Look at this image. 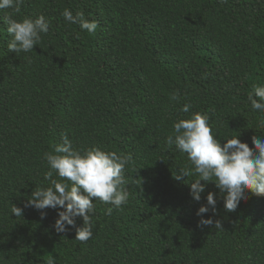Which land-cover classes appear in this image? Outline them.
Returning <instances> with one entry per match:
<instances>
[{"label": "trees", "instance_id": "1", "mask_svg": "<svg viewBox=\"0 0 264 264\" xmlns=\"http://www.w3.org/2000/svg\"><path fill=\"white\" fill-rule=\"evenodd\" d=\"M19 7L0 10V264H264V197L248 193L226 212L224 194L208 182L193 200L197 177L174 178L188 161L166 143L174 122L196 112L207 114L221 144L238 136L253 148L252 137L264 136V113L247 98L264 86V0H23ZM65 8L96 21V31L67 23ZM41 14L51 23L33 51L8 50L3 18ZM65 134L76 149L129 158L128 203L109 216V205L94 200L86 242L75 228L55 231L56 209L42 219L25 207L35 188L49 186L42 157L55 154ZM208 192L216 213L203 218L223 229L199 225ZM75 223L82 227V218Z\"/></svg>", "mask_w": 264, "mask_h": 264}, {"label": "clouds", "instance_id": "2", "mask_svg": "<svg viewBox=\"0 0 264 264\" xmlns=\"http://www.w3.org/2000/svg\"><path fill=\"white\" fill-rule=\"evenodd\" d=\"M22 3L23 0H0V10L12 9L19 13ZM61 15L67 23L78 24L82 31L88 33H94L98 27L96 21L86 19L82 12L73 15L70 9L65 8ZM3 20L10 37L7 49L17 54L33 51L34 46L41 42L42 34L49 32L51 23L43 14L35 19L24 17L16 20L8 16ZM179 97L177 91L171 99L175 101ZM247 98L252 111L264 113V86H253ZM190 107L185 104L181 111L188 113ZM259 127H264V123ZM224 141L221 144L220 139L215 138L209 117L199 112L174 122L172 134L166 137V143L175 145L180 153L186 154L188 161V165L178 169L174 178L180 181L185 176L197 177L190 185L192 199L199 202L206 184L212 182L224 194L225 211L235 212L241 201L247 200L248 193L264 197V136L252 137L253 148L241 142L238 136ZM54 153L45 152L42 157L48 166L44 177L49 186L35 188L25 207L40 211L42 219L46 216L45 209H56L55 231L66 233L69 227L75 228V239L86 242L93 237L94 200L109 205L105 209V215L109 216L128 203L130 193L126 187L125 168L129 158L96 146L76 149L66 134L62 135V143L54 145ZM206 201V205H201L196 212L201 217L199 225L223 229L220 220L203 218L210 209L216 213L215 194L208 192ZM22 211L15 205L11 207L12 215L22 216ZM76 217L82 218V227L76 226ZM48 264H54V261L49 260Z\"/></svg>", "mask_w": 264, "mask_h": 264}]
</instances>
